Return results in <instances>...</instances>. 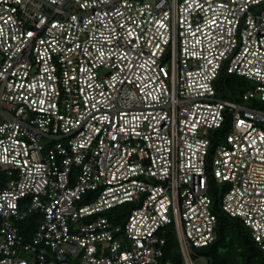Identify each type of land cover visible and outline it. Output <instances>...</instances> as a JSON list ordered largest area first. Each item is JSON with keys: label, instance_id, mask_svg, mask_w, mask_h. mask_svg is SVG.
Returning a JSON list of instances; mask_svg holds the SVG:
<instances>
[{"label": "built area", "instance_id": "2783aa9c", "mask_svg": "<svg viewBox=\"0 0 264 264\" xmlns=\"http://www.w3.org/2000/svg\"><path fill=\"white\" fill-rule=\"evenodd\" d=\"M263 6L0 0V264H211L219 213L264 253Z\"/></svg>", "mask_w": 264, "mask_h": 264}, {"label": "trees", "instance_id": "16d2710c", "mask_svg": "<svg viewBox=\"0 0 264 264\" xmlns=\"http://www.w3.org/2000/svg\"><path fill=\"white\" fill-rule=\"evenodd\" d=\"M245 83L246 80L244 78L228 75L225 72H220L216 80L218 87L221 89L225 87L230 92V95L236 96V99L237 92L240 91V87ZM229 96L228 98H230ZM128 210L129 206L122 205L109 210L105 215L113 224H117L128 214ZM217 219L216 238L212 244L198 249L199 255L204 256L206 261L211 264H264V253L256 246L249 231L238 219L229 218L221 213L218 214ZM24 224L25 222H22L19 228L21 233L28 239L30 232L23 230ZM167 230L169 231V227ZM178 257L175 235L169 231L166 238L165 258L176 261Z\"/></svg>", "mask_w": 264, "mask_h": 264}, {"label": "rangeland", "instance_id": "374dc122", "mask_svg": "<svg viewBox=\"0 0 264 264\" xmlns=\"http://www.w3.org/2000/svg\"><path fill=\"white\" fill-rule=\"evenodd\" d=\"M264 8V6H263ZM215 87V96L217 99H224V100H229L233 103H236V104H239V105H242L244 107H247V108H255V109H263V105L262 104H258L252 100L250 101H243L240 99V95L242 93H245L248 89H250L252 87V83L246 81V83L244 85H242L240 87V91L237 92V99H236V96H232L230 95V92L224 87V89H221L220 87H218L215 83L214 85ZM230 95V96H229ZM228 96L230 98H228ZM215 191H218V188L215 189ZM201 257H204L202 255H200ZM205 258V257H204ZM195 264H201V262L199 261H196Z\"/></svg>", "mask_w": 264, "mask_h": 264}]
</instances>
